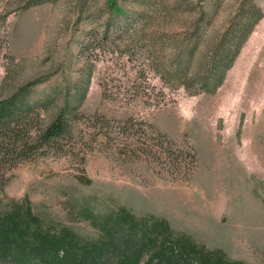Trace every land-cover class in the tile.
<instances>
[{"label": "rangeland", "instance_id": "rangeland-1", "mask_svg": "<svg viewBox=\"0 0 264 264\" xmlns=\"http://www.w3.org/2000/svg\"><path fill=\"white\" fill-rule=\"evenodd\" d=\"M108 1L0 0V102L31 107L21 136L71 117L65 139L0 166V207L28 198L89 240L101 232L84 210L100 224L124 207L264 264V0H117L119 15ZM253 6L262 18L218 89L185 90L179 52L202 35L198 63Z\"/></svg>", "mask_w": 264, "mask_h": 264}, {"label": "trees", "instance_id": "trees-1", "mask_svg": "<svg viewBox=\"0 0 264 264\" xmlns=\"http://www.w3.org/2000/svg\"><path fill=\"white\" fill-rule=\"evenodd\" d=\"M107 7L114 15L124 14L117 0H109ZM245 17L238 30L208 48L198 63L202 35L179 52L178 62L171 71L183 82L185 90L191 91L197 85L200 88L194 94L218 89L262 13L253 6ZM140 19L144 20L143 16ZM20 95L0 102V166L38 153L40 148L56 144L71 134L70 113L62 111L39 129L34 138L30 132L21 136L19 128L29 120L31 107ZM81 181L89 180L81 178ZM90 213L83 211L100 229L101 235L96 240L82 238L70 228L48 222L34 212L28 198L12 200L8 208L0 207V264H242L187 239H175L165 221L139 219L124 207L109 214L100 224Z\"/></svg>", "mask_w": 264, "mask_h": 264}]
</instances>
